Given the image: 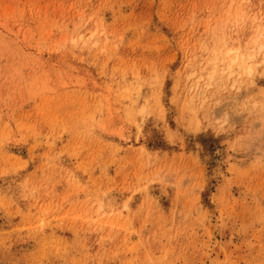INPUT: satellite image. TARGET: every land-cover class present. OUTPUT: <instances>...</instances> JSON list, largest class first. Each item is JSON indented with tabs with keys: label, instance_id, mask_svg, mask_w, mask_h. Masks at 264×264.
Instances as JSON below:
<instances>
[{
	"label": "rangeland",
	"instance_id": "obj_1",
	"mask_svg": "<svg viewBox=\"0 0 264 264\" xmlns=\"http://www.w3.org/2000/svg\"><path fill=\"white\" fill-rule=\"evenodd\" d=\"M0 264H264V0H0Z\"/></svg>",
	"mask_w": 264,
	"mask_h": 264
}]
</instances>
